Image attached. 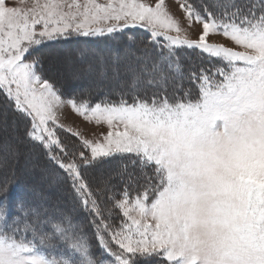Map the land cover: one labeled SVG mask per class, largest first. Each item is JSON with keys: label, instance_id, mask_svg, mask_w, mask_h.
<instances>
[{"label": "snow or ice", "instance_id": "1", "mask_svg": "<svg viewBox=\"0 0 264 264\" xmlns=\"http://www.w3.org/2000/svg\"><path fill=\"white\" fill-rule=\"evenodd\" d=\"M27 2L0 0V99L70 181L102 255L97 259L71 216L41 219L21 203L11 219L0 211V264H141L153 257L163 264H264V0H174L187 28L166 0ZM194 24L201 26L195 40L188 38ZM137 26L150 33L158 56L135 57L139 66L129 67V87L116 99H66L39 60L28 58L45 39ZM211 35L228 43L209 42ZM181 49L215 61L190 71L188 88ZM81 55L106 64L99 54ZM169 81L176 82L171 94ZM142 83L156 89L150 98L141 95ZM66 106L108 131L93 140L66 127ZM58 130L77 143L70 147ZM116 157H127L122 190L94 189L87 169Z\"/></svg>", "mask_w": 264, "mask_h": 264}, {"label": "trees", "instance_id": "2", "mask_svg": "<svg viewBox=\"0 0 264 264\" xmlns=\"http://www.w3.org/2000/svg\"><path fill=\"white\" fill-rule=\"evenodd\" d=\"M194 2L198 3L199 0H194ZM208 2L209 0H204V3ZM158 51L157 45L152 42L150 33L138 26L118 30L114 34H106L102 37L59 40L36 51L35 58L32 57L31 59L39 60L40 71L45 78L57 86L64 98L74 97L77 100L89 98L94 103L105 94L111 99H116V92L126 91L132 79L129 67L138 68L139 66L135 57L148 58L150 56L152 60H155ZM82 52L99 54L105 58L106 64L101 67L96 56H82ZM117 53H119L120 58L115 61L114 58ZM70 56L74 58L71 62V68L78 73L72 75V78L67 75L63 76V74H54L53 70L49 69L52 61L63 60V58L66 59ZM178 57L185 76L184 88L189 87L187 74L190 71H199L202 67L210 68L215 63L207 56H201L195 50L181 49L178 52ZM144 79L146 80L147 77H144ZM174 83L176 82L169 81V94L173 90ZM140 87L141 95L147 93L149 98L156 91V89L148 87L144 83ZM2 109L12 119L20 123V126L15 130L16 136L22 141L23 146L17 147L16 153L21 154L27 151L29 156L35 157L36 166L32 171H24L21 168L14 167L11 163H7L3 167L1 163L6 160V157L0 151V211L6 212L8 218L11 219L18 214V205L22 203L26 208L39 210L41 219L69 215L73 218L74 223L79 225L91 238L93 251L96 253L97 259H100L102 254L96 247L93 229L89 224L91 217L75 199L70 181L47 158L44 150L39 145L33 144L26 138L27 122L10 108L6 109L3 100L0 99V110ZM58 134L70 147L77 143L76 138L67 132L58 130ZM1 143H5L2 137H0V145H2ZM17 163L21 164L20 158L17 159ZM124 163H127V157L123 161L119 157L100 159L87 169L86 179L94 189L107 185L119 192L123 188L122 177L119 173ZM128 170L129 172L133 171L130 165ZM98 171H103L104 174H98ZM57 174L59 177L64 178L59 179ZM110 174H113L114 177L108 179L107 183L102 182ZM119 198L117 196V199ZM53 243L59 244L58 241H53ZM141 264H163V262L157 258H151L142 261Z\"/></svg>", "mask_w": 264, "mask_h": 264}, {"label": "rangeland", "instance_id": "3", "mask_svg": "<svg viewBox=\"0 0 264 264\" xmlns=\"http://www.w3.org/2000/svg\"><path fill=\"white\" fill-rule=\"evenodd\" d=\"M33 0H28L25 7L30 6L32 4ZM43 2V0H41ZM100 2H105V0H100ZM145 3L154 4L155 0H144ZM81 3H83V0H81ZM166 4L169 7V11L180 20V23L182 27L187 28L188 21L184 18V13L179 9L178 4L174 2V0H166ZM11 6V5H10ZM115 23V22H112ZM123 23V22H120ZM40 26H37L39 29ZM95 27V25L93 26ZM138 27V26H137ZM201 32V26L199 24H194L191 29L188 31V38L189 39H198V36ZM171 35H176L175 33H170ZM183 35V33L181 34ZM83 36L73 35L70 38H56L53 40H44V42L40 46H36L34 50L31 53V56L28 58L31 59L32 57L35 58L36 51H39V49H42L43 47L50 46L52 43L57 42L59 40L61 41H67L71 38H80ZM209 42L212 43H225L228 42L220 35H211L209 37ZM236 47V50H242L237 46L229 45ZM74 58L70 56L69 58H66L63 60L60 59L58 61H52V64L49 66V69L53 70L54 74L67 75L70 78H72V75L78 74L77 71L71 68V62ZM75 79H77L75 77ZM74 79V80H75ZM92 84V82H90ZM60 123L64 124L66 127H71L74 131H79L82 133V135L85 138L88 139H101L100 133H106L108 131L107 127L105 125H99L97 126L95 123H89L85 122L82 117L75 114L70 107H65L62 111ZM20 126L19 122H16L14 119L11 118V116L6 113L3 109L0 110V137L4 138L5 143L0 145V151L4 154L6 157L5 161H2L1 166H6L7 163H11L14 167L21 168L24 171H32L35 166V157L29 156L27 151H24V153L17 154L16 148L22 145V141L18 139L16 136V128ZM23 146V145H22ZM21 160V164L17 163V159ZM103 159V158H102ZM98 174H104L103 171H98ZM114 177L113 174H110L107 179H103L102 182L107 183V180L112 179ZM155 258V257H153Z\"/></svg>", "mask_w": 264, "mask_h": 264}]
</instances>
